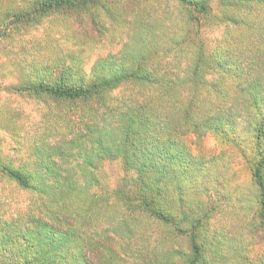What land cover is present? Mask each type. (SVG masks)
<instances>
[{"label": "clouds", "instance_id": "1", "mask_svg": "<svg viewBox=\"0 0 264 264\" xmlns=\"http://www.w3.org/2000/svg\"><path fill=\"white\" fill-rule=\"evenodd\" d=\"M128 258L264 264V0H0V264Z\"/></svg>", "mask_w": 264, "mask_h": 264}, {"label": "trees", "instance_id": "2", "mask_svg": "<svg viewBox=\"0 0 264 264\" xmlns=\"http://www.w3.org/2000/svg\"><path fill=\"white\" fill-rule=\"evenodd\" d=\"M127 87H132V85L129 84V85H127ZM136 87H139V85H137ZM119 95H120L119 91L113 90L112 96L116 97V96H119ZM143 99H144V97H142V96L133 97L134 102L135 101H142ZM242 216H243V214L240 215V217H242ZM113 251L116 253V257L119 260H124L125 259V256L122 254V251H123L122 249L120 251H116V249L114 248ZM127 264H135V262L133 260H131V258H128Z\"/></svg>", "mask_w": 264, "mask_h": 264}, {"label": "rangeland", "instance_id": "3", "mask_svg": "<svg viewBox=\"0 0 264 264\" xmlns=\"http://www.w3.org/2000/svg\"><path fill=\"white\" fill-rule=\"evenodd\" d=\"M100 51H101V52H107V51H113V52H115V51H118V49H117L116 47H112V48H101ZM240 215H241V214H240ZM240 215L238 214L237 216H235V217L232 219L231 223H232V224H235V225H237V226H240L241 223H242V220H243V216L240 217Z\"/></svg>", "mask_w": 264, "mask_h": 264}]
</instances>
